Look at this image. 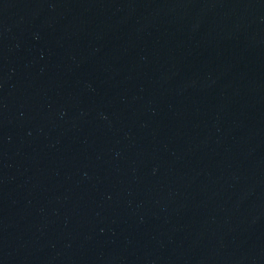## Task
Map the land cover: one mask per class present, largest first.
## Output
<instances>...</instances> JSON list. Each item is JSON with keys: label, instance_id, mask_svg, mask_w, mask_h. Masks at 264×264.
Returning a JSON list of instances; mask_svg holds the SVG:
<instances>
[{"label": "water", "instance_id": "95a60500", "mask_svg": "<svg viewBox=\"0 0 264 264\" xmlns=\"http://www.w3.org/2000/svg\"><path fill=\"white\" fill-rule=\"evenodd\" d=\"M0 264H264V0H0Z\"/></svg>", "mask_w": 264, "mask_h": 264}]
</instances>
